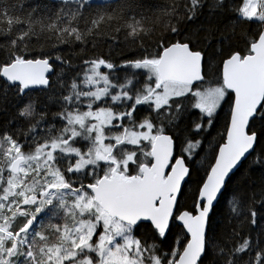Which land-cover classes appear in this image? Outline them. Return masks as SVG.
Listing matches in <instances>:
<instances>
[{"label":"snow or ice","instance_id":"obj_1","mask_svg":"<svg viewBox=\"0 0 264 264\" xmlns=\"http://www.w3.org/2000/svg\"><path fill=\"white\" fill-rule=\"evenodd\" d=\"M0 264H264V0H0Z\"/></svg>","mask_w":264,"mask_h":264},{"label":"trees","instance_id":"obj_2","mask_svg":"<svg viewBox=\"0 0 264 264\" xmlns=\"http://www.w3.org/2000/svg\"><path fill=\"white\" fill-rule=\"evenodd\" d=\"M223 121H224V115L221 114V117H220V125H219V127H220L221 130H222V126H223Z\"/></svg>","mask_w":264,"mask_h":264}]
</instances>
